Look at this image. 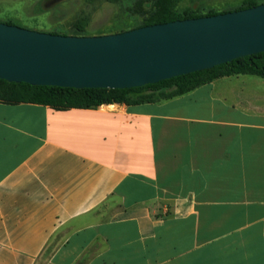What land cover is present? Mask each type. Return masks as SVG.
<instances>
[{
	"label": "crops",
	"instance_id": "1",
	"mask_svg": "<svg viewBox=\"0 0 264 264\" xmlns=\"http://www.w3.org/2000/svg\"><path fill=\"white\" fill-rule=\"evenodd\" d=\"M0 264H264V79L134 106L0 101Z\"/></svg>",
	"mask_w": 264,
	"mask_h": 264
},
{
	"label": "water",
	"instance_id": "2",
	"mask_svg": "<svg viewBox=\"0 0 264 264\" xmlns=\"http://www.w3.org/2000/svg\"><path fill=\"white\" fill-rule=\"evenodd\" d=\"M264 53V4L103 36H62L0 23V80L131 89Z\"/></svg>",
	"mask_w": 264,
	"mask_h": 264
},
{
	"label": "trees",
	"instance_id": "3",
	"mask_svg": "<svg viewBox=\"0 0 264 264\" xmlns=\"http://www.w3.org/2000/svg\"><path fill=\"white\" fill-rule=\"evenodd\" d=\"M180 1L164 0L160 11L138 28L219 15V13L213 11L205 15L201 14L199 7H191L190 10L181 14L177 10ZM258 5L261 4L257 0H247L245 6L235 11L250 9ZM6 24L12 25L11 22ZM61 35L75 37L89 36L83 28L75 29L68 35ZM237 75H252L264 79V53L238 58L227 64L164 80L157 84L131 89L78 90L52 86H31L27 83L17 84L0 80V101L11 104H39L50 106L56 110L72 108L92 109L109 104L134 106L168 101L188 94L221 77Z\"/></svg>",
	"mask_w": 264,
	"mask_h": 264
},
{
	"label": "rangeland",
	"instance_id": "4",
	"mask_svg": "<svg viewBox=\"0 0 264 264\" xmlns=\"http://www.w3.org/2000/svg\"><path fill=\"white\" fill-rule=\"evenodd\" d=\"M164 0H0V23L48 34H70L83 28L89 36L128 32L158 13ZM247 0H181L183 14L199 7L201 14L233 12ZM264 4V0H257Z\"/></svg>",
	"mask_w": 264,
	"mask_h": 264
}]
</instances>
